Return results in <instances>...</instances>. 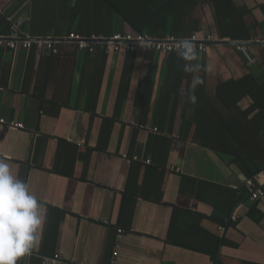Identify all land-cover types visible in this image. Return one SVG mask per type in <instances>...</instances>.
I'll return each mask as SVG.
<instances>
[{"label":"crops","instance_id":"obj_1","mask_svg":"<svg viewBox=\"0 0 264 264\" xmlns=\"http://www.w3.org/2000/svg\"><path fill=\"white\" fill-rule=\"evenodd\" d=\"M83 1L0 0V36L65 37L54 4L72 6L71 18ZM232 1L250 39L224 36L215 2L196 0V32L216 40L196 61L143 46L0 45V117L24 125L0 126V159L43 205L33 254L17 264H110L117 247V264H264V196L242 192L264 169V113L231 91L242 80L262 88L264 0ZM80 8L66 28L81 35L135 31L115 9ZM176 20L160 17L150 35L190 36ZM210 139L240 152L200 142Z\"/></svg>","mask_w":264,"mask_h":264},{"label":"trees","instance_id":"obj_2","mask_svg":"<svg viewBox=\"0 0 264 264\" xmlns=\"http://www.w3.org/2000/svg\"><path fill=\"white\" fill-rule=\"evenodd\" d=\"M66 1V0H64ZM216 4V14L219 21V26L222 27V32L224 36H230L234 39H250L249 35L246 34V32L242 33L239 28V18L243 15V12L240 11V9L234 5L232 0H213ZM56 8H59L63 11L65 14L64 21L58 19L56 20L57 23L64 22L65 23V29L55 31L54 33L56 36H64L69 35L70 33H79L83 34V29L81 30H73L72 28L67 27V22H70L72 24V16L75 14V11H77V8H93L94 11L101 12L103 8L106 9H115L118 12L121 13L123 18L134 28L136 32L139 33H154L155 25L159 23L160 17H166L168 15H173L177 20V22L180 24V22L183 23V21H186L187 23L192 25V30L190 33L187 31L185 32V35H191V34H198L200 36H203L202 33H197L196 31L199 30V24L200 20L195 15L196 13V7L197 2L196 0H84L83 3L80 6L73 7V12L71 13V18L69 17L70 10L72 6H65L64 3H56L54 4ZM105 6V7H104ZM70 8V9H67ZM81 8L80 11L81 12ZM6 18V16H4ZM7 20V19H6ZM225 23L229 25H234V27H237L235 32L230 34L225 32L224 26ZM6 29L7 33H10L12 31V28L10 26V23H6ZM2 33V32H1ZM23 35L27 34L22 31ZM6 34V33H2ZM91 35H97V36H108V35H102V34H91ZM89 35V36H91ZM114 35V34H113ZM25 36V35H24ZM88 36V35H87ZM112 36V35H110ZM108 36V37H110ZM223 36V35H222ZM178 52V51H177ZM174 53V52H173ZM172 54V53H171ZM233 86H231L232 91V98L236 100L237 98H240L244 94H250L252 98L255 100V105L259 109L258 115L261 113H264V82L262 83V88L257 87L254 85L253 82H250L249 80H242V81H233ZM253 84V86H252ZM228 91V89H227ZM263 92V96H260L261 101L259 102V93ZM224 100V98H223ZM253 121V120H252ZM229 128V125H225ZM246 140H244L245 142ZM251 140H247L246 142H249ZM202 144L210 147L219 148L225 152H240V146L235 147L238 149V151H235L231 149L230 147H227L225 142L228 143H236V141H221L219 139H210V140H202L200 141ZM239 154V153H238ZM262 169L255 170L252 173H250L249 177L254 176L257 172H259ZM248 177V178H249ZM243 193H248L244 188H242Z\"/></svg>","mask_w":264,"mask_h":264},{"label":"clouds","instance_id":"obj_3","mask_svg":"<svg viewBox=\"0 0 264 264\" xmlns=\"http://www.w3.org/2000/svg\"><path fill=\"white\" fill-rule=\"evenodd\" d=\"M178 54L185 61H196L194 43L187 38L178 41ZM185 70L198 69L199 64H185ZM193 97V101H194ZM43 205L28 185L14 176L9 164L0 159V264H17L31 253L43 223Z\"/></svg>","mask_w":264,"mask_h":264},{"label":"built area","instance_id":"obj_4","mask_svg":"<svg viewBox=\"0 0 264 264\" xmlns=\"http://www.w3.org/2000/svg\"><path fill=\"white\" fill-rule=\"evenodd\" d=\"M192 41L196 47L197 51L204 52L207 46L215 42V38L212 35L200 36L198 34H192L185 37ZM185 38H178L174 35H167L164 37H154L147 33H139L136 31L125 32V33H115L114 35L108 36H84L79 33H70L65 37H25L17 29L15 30L14 37L0 36V45H6L11 48H17L18 45H23L26 48L32 46L34 42H38L52 53L59 52V44L63 42H72L78 49L87 51L89 53H94L98 48H102L105 51H119L122 47L130 50H135L139 47H148L161 52L165 55L171 54L178 51L179 43ZM240 50H246L248 47L245 45L238 44L237 46ZM8 125L12 128H23L22 123H9L5 118L0 117V126ZM244 187L248 192V195L252 201H257L264 196V169L257 172L254 176L247 178L244 182ZM124 229L119 228L117 234V241H120L123 237ZM33 254V250L30 254L24 256L28 257ZM119 255L118 247L113 251L112 260L110 264H117V256ZM58 258V256H56ZM56 258L54 261H57Z\"/></svg>","mask_w":264,"mask_h":264},{"label":"water","instance_id":"obj_5","mask_svg":"<svg viewBox=\"0 0 264 264\" xmlns=\"http://www.w3.org/2000/svg\"><path fill=\"white\" fill-rule=\"evenodd\" d=\"M220 42H224V43H231L230 41H220Z\"/></svg>","mask_w":264,"mask_h":264}]
</instances>
